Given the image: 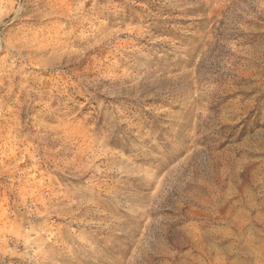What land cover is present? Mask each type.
<instances>
[{"label": "rangeland", "instance_id": "374dc122", "mask_svg": "<svg viewBox=\"0 0 264 264\" xmlns=\"http://www.w3.org/2000/svg\"><path fill=\"white\" fill-rule=\"evenodd\" d=\"M0 264H264V0H0Z\"/></svg>", "mask_w": 264, "mask_h": 264}]
</instances>
